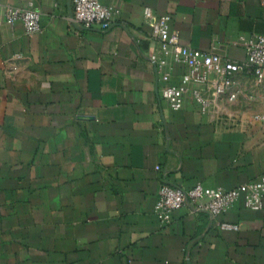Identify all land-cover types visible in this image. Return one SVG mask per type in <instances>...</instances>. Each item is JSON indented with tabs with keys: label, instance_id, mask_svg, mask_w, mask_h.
Instances as JSON below:
<instances>
[{
	"label": "crops",
	"instance_id": "0c3cea01",
	"mask_svg": "<svg viewBox=\"0 0 264 264\" xmlns=\"http://www.w3.org/2000/svg\"><path fill=\"white\" fill-rule=\"evenodd\" d=\"M0 2L41 13L36 33L0 22V264H264V200L216 219L155 211L163 183L264 176V84L240 74L235 100L201 112L192 83L172 109L160 92L187 67L143 14L169 16L185 46L242 61L264 33V0H100L105 31L75 24L72 0Z\"/></svg>",
	"mask_w": 264,
	"mask_h": 264
},
{
	"label": "built area",
	"instance_id": "2783aa9c",
	"mask_svg": "<svg viewBox=\"0 0 264 264\" xmlns=\"http://www.w3.org/2000/svg\"><path fill=\"white\" fill-rule=\"evenodd\" d=\"M72 3V21L81 28L105 31L111 27L112 8L105 6L100 0H72ZM143 14L147 20H151L152 37L171 49L176 63L187 67L179 83H168L160 92L161 97L172 109L182 108L184 95L192 83L199 86L193 90V97L201 112H208L221 96L229 101L235 100L240 93V74L252 76L257 86L264 84V33L247 38L245 58L242 61H233L224 59L215 52L196 50L183 45L178 32L170 27L169 16L155 17L150 7H145ZM40 20L41 13L36 8L16 7L0 2V22L6 25L20 21L28 33H36L41 31ZM151 59H154V56H151ZM211 74L218 76V79L210 80ZM164 79L168 80L167 77ZM207 91H210L209 95L205 94ZM256 118L264 123V114H259ZM240 199L248 209H261L264 200V176L230 189L205 188L200 183L188 188L163 183L155 202V211L165 222L170 221L174 210L182 207L188 208L196 215L205 214L216 219ZM216 225L220 230L238 229L237 224L220 219Z\"/></svg>",
	"mask_w": 264,
	"mask_h": 264
}]
</instances>
